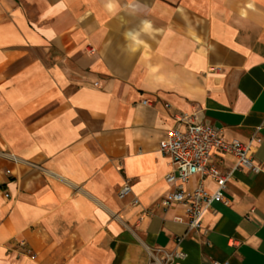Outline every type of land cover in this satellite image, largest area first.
<instances>
[{
	"label": "crops",
	"instance_id": "0c3cea01",
	"mask_svg": "<svg viewBox=\"0 0 264 264\" xmlns=\"http://www.w3.org/2000/svg\"><path fill=\"white\" fill-rule=\"evenodd\" d=\"M111 2L0 0V264H147L149 247L264 264V0ZM190 110L261 139V170L235 169L195 234L177 206L142 216L171 188L159 141Z\"/></svg>",
	"mask_w": 264,
	"mask_h": 264
},
{
	"label": "built area",
	"instance_id": "2783aa9c",
	"mask_svg": "<svg viewBox=\"0 0 264 264\" xmlns=\"http://www.w3.org/2000/svg\"><path fill=\"white\" fill-rule=\"evenodd\" d=\"M142 103H146V100ZM173 121L158 144L159 150L169 161V171L163 178L171 188L143 211L142 216L156 209L167 211L177 206L180 212L172 215L171 220L185 224L187 231L195 234L202 228L201 218L205 212L215 203L228 204L224 191L235 169L253 173L261 170V165L252 157L254 147L261 139L255 135L246 142L227 140L221 129L205 121L197 110L174 114ZM9 155L16 161L13 154ZM229 158L233 159V166L224 170L222 165ZM131 192L130 184L124 182L117 191V197L124 199ZM137 202V198L133 197L132 203ZM147 252V264H173L175 259L185 256L176 248L149 247ZM213 264L228 263L213 261Z\"/></svg>",
	"mask_w": 264,
	"mask_h": 264
},
{
	"label": "clouds",
	"instance_id": "9594fccd",
	"mask_svg": "<svg viewBox=\"0 0 264 264\" xmlns=\"http://www.w3.org/2000/svg\"><path fill=\"white\" fill-rule=\"evenodd\" d=\"M113 7H114V4L111 2V0H109V3L107 4L108 10L112 11ZM151 29H152V24H151L150 21H148V20L142 21L141 31H143L145 33H150ZM139 35H140V32H132V31H130V32L125 33V39L131 38V40L134 41L136 44H141L143 42L138 39ZM151 71L155 72L156 69L153 68V69H151Z\"/></svg>",
	"mask_w": 264,
	"mask_h": 264
}]
</instances>
